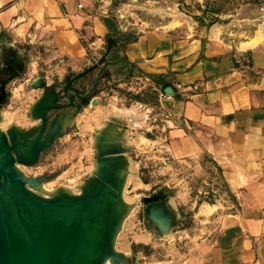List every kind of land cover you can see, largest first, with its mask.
<instances>
[{
	"label": "crops",
	"instance_id": "crops-1",
	"mask_svg": "<svg viewBox=\"0 0 264 264\" xmlns=\"http://www.w3.org/2000/svg\"><path fill=\"white\" fill-rule=\"evenodd\" d=\"M234 2L216 10L220 14L209 24L185 14L141 21L134 40L109 52V75L99 81L96 104L74 118L84 133L96 132L117 110L127 127L124 144L145 141L167 165L200 169L190 229L157 239L140 219L119 237L117 249L137 253V264H264V0ZM111 4L0 0V67L10 62L17 73L5 86L12 95L2 107L4 120L28 128L25 107L42 90L30 87L34 79L61 86L98 64L109 40L116 46L107 25ZM160 5L141 6L159 13ZM119 27L123 35L131 30ZM117 67L129 71L132 83L150 88L142 110L128 114L109 102L116 98L109 91L123 85L113 73ZM99 68L84 79L86 89ZM78 156L89 167L91 151ZM182 177L174 187L183 186ZM179 197L188 203L181 191Z\"/></svg>",
	"mask_w": 264,
	"mask_h": 264
},
{
	"label": "water",
	"instance_id": "water-1",
	"mask_svg": "<svg viewBox=\"0 0 264 264\" xmlns=\"http://www.w3.org/2000/svg\"><path fill=\"white\" fill-rule=\"evenodd\" d=\"M113 45L109 40L98 64L66 77L61 86L48 85L41 77L30 83L42 89L28 109L36 125L25 130L15 125L0 127V264H137L138 255L116 249L131 206L123 194L130 166L127 153L132 147L124 144L127 127L121 118L110 117L103 124L123 127V135L110 138L105 128L95 132L94 168L77 186L78 193L65 186L45 192L44 176L27 177L20 169L38 164L82 108L96 104L93 97L99 81L109 75L105 68ZM99 65L86 89L84 79ZM16 75L10 62L0 67V123L5 86ZM167 198L159 192L139 200L145 208L144 219L161 235L170 233L174 219Z\"/></svg>",
	"mask_w": 264,
	"mask_h": 264
},
{
	"label": "rangeland",
	"instance_id": "rangeland-1",
	"mask_svg": "<svg viewBox=\"0 0 264 264\" xmlns=\"http://www.w3.org/2000/svg\"><path fill=\"white\" fill-rule=\"evenodd\" d=\"M234 3L237 4V0H235ZM147 4H161V10L163 11L159 13L148 12V10L142 8L143 5ZM228 5L229 0H112L111 6H113V10L110 11L109 14L116 29L122 31V28L119 27L121 22V25H126V27L131 28V30L128 31L130 35H135L138 31V24H140L141 21L157 22L165 18H174L179 14L204 18L206 24H209L217 18L216 14H220L217 13L216 10L221 11L224 6ZM121 6H127L128 10L119 9ZM117 8L119 11L116 10ZM113 73L119 76L118 78L123 79V81H121L123 85L113 87V90L109 91L110 94H114L116 97L112 99V101H109L110 103H113L114 106L121 107L125 110V113L128 114L142 110L144 104L149 105L148 99L151 91L148 86H144V83L141 84L140 82L132 83L129 77V71L122 67L115 68ZM115 85H118V82H116ZM21 92L22 91H19L18 95H21ZM11 95L12 93H7L8 97ZM30 101H32V98ZM32 103L28 102L24 111L25 117L29 119L32 124L28 125L31 126L37 124L28 114V109ZM6 104V109H12L9 103ZM114 112L115 114H110L108 117L121 118L119 114H117V110ZM76 121L78 122L68 127L65 133L56 140L53 146L45 154L41 155L38 164L31 167H20L21 171L27 177L37 178L44 176L45 179L42 182V189L45 192L52 191L58 186H65L70 188L74 193H78L79 189L77 186L82 183L94 168L95 151L92 145V138L95 134V130L91 128V131L89 130L87 133H84L82 129L80 130L83 122L81 120ZM10 125L17 126L11 121L7 122L4 118L0 123V127L4 130ZM31 126H28V128ZM25 127L26 128H19L24 130L28 129L27 126ZM101 128H105V133L108 134L110 138L119 137L125 132L123 127L116 126L115 124L106 126L102 124L99 130ZM149 134L150 132H146L145 137H150L152 135ZM131 147L132 150H129L127 153L130 166L123 195L125 201L130 203V207L132 208H130L128 213L129 216L123 223L122 230L118 235L116 249L118 246V239L124 230L129 226L133 227L132 224H135V222L137 223L140 219H144L145 208L143 204L139 205V200L141 201L144 197H149L160 192L162 195L168 197L167 200L174 208V219L169 234H159L151 222L145 221L146 229L157 239L175 238L181 235V231L190 229L193 224L192 216L195 212L194 206H192L191 203H193L192 198L196 194V180L198 179V175H200L198 166L193 164L183 165V167L179 166L178 168L169 166V164L167 165L155 152L156 149L150 147L145 141L140 142L138 147ZM84 148L91 151L92 158L89 167H86V163L82 165L85 161L78 159V152L84 151ZM63 168H65L64 171L62 170ZM181 177L184 178L185 182L183 186L174 187ZM180 191L188 196V203H182L180 201L181 198H177V193H180ZM37 192L40 193L39 191ZM42 194L45 195L44 192ZM139 252L141 253V251Z\"/></svg>",
	"mask_w": 264,
	"mask_h": 264
},
{
	"label": "trees",
	"instance_id": "trees-1",
	"mask_svg": "<svg viewBox=\"0 0 264 264\" xmlns=\"http://www.w3.org/2000/svg\"><path fill=\"white\" fill-rule=\"evenodd\" d=\"M111 23L109 22L107 25H108L110 32H111L110 36L116 42L117 47L116 46H115L116 48L112 47V49L110 50V53H111V51L114 52L115 50H117L119 46L125 44L128 41L134 40L136 38L135 35H130V33H128V35L121 34L120 32L117 31L113 20H111Z\"/></svg>",
	"mask_w": 264,
	"mask_h": 264
},
{
	"label": "bare ground",
	"instance_id": "bare-ground-1",
	"mask_svg": "<svg viewBox=\"0 0 264 264\" xmlns=\"http://www.w3.org/2000/svg\"><path fill=\"white\" fill-rule=\"evenodd\" d=\"M130 208H132V207H130ZM134 209V208H133Z\"/></svg>",
	"mask_w": 264,
	"mask_h": 264
}]
</instances>
